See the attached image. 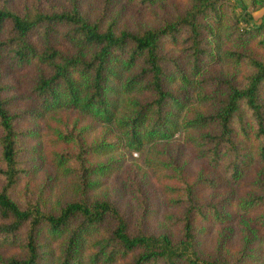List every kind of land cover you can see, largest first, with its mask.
<instances>
[{
	"label": "trees",
	"instance_id": "1",
	"mask_svg": "<svg viewBox=\"0 0 264 264\" xmlns=\"http://www.w3.org/2000/svg\"><path fill=\"white\" fill-rule=\"evenodd\" d=\"M82 1L22 0L15 8L11 0H0V58L37 66L30 90L35 106L23 110L11 108L12 97L6 95L11 86L0 73V247L18 249L0 254V264H226L200 257L195 221L226 223L231 213L217 203H200L197 188L210 180L187 179L157 145L182 133L198 156L223 165L234 180L264 160V59L241 47L254 41L264 48V21L240 27L237 8L247 10L241 1L187 0L183 11L175 8L157 24L133 29L122 23L120 10H113L116 0H102L95 17ZM164 1L128 0L140 8ZM254 3L264 6V0ZM55 37L75 49L61 48ZM169 44L177 55L168 53ZM213 62L245 64L249 73L243 83L212 75L206 66ZM194 98L209 110L190 109ZM61 111H76L92 124L115 128L119 136L89 142L84 136L88 127L75 133L63 126L58 136L74 147L53 152L51 161L74 179L77 196L50 207L29 184L20 189L28 172L24 142L36 134L19 125ZM120 148L150 154L146 161L155 171L173 172L167 178L177 183L166 190L183 213L168 218L181 224L180 241L167 233H147L146 207L132 233L125 213L112 201L91 199L100 177L123 162L94 158ZM263 204L261 193L236 206L248 214ZM258 219L264 226V214Z\"/></svg>",
	"mask_w": 264,
	"mask_h": 264
},
{
	"label": "rangeland",
	"instance_id": "2",
	"mask_svg": "<svg viewBox=\"0 0 264 264\" xmlns=\"http://www.w3.org/2000/svg\"><path fill=\"white\" fill-rule=\"evenodd\" d=\"M63 2L64 0H55ZM239 5L240 1L247 7L243 11L237 8L240 16V27L260 25L264 21V6L256 5L254 0H232ZM15 8H20L22 0H11ZM102 0H83L82 7L89 15L95 17L100 11ZM187 0H166L162 5L140 8L128 0H116L113 10H120L122 23L135 29L152 26L159 22L160 17L167 16L168 12L183 11ZM55 43L67 51L75 48L72 43L55 37ZM171 47L172 45L169 44ZM229 46V45H228ZM169 47L170 55H177V51ZM227 47V46H225ZM244 50L254 53L264 59V48L256 42L241 46ZM229 48V47H227ZM206 71L212 75L233 77L243 83L249 73L245 64L234 62H213L206 66ZM37 72L35 63L18 66L8 59L0 58V73L4 83L11 87L7 96L12 97L11 108L23 110L35 106L30 97L33 86V77ZM222 95V90L209 89ZM264 97V94H263ZM190 109L209 110L196 98L191 102ZM92 125V126H89ZM26 130H33L35 136L28 135L24 142L25 151L22 157L24 166L28 169L20 182V189L30 186L35 193H42L43 199L49 206L57 207L67 200L77 196L74 179L64 174L52 163V153L62 148L70 149L74 144L65 145L58 136L64 127L78 133L84 127V136L87 141L94 140L113 141L118 138L117 130L113 127L92 124L89 118L76 111H61L54 117L48 116L38 119L26 118L19 125ZM64 126V127H63ZM83 132V131H82ZM157 149L165 155L162 157L174 159L183 169L187 179L194 181L199 178L208 179L200 184L196 191V198L200 203H217L219 208L231 213L230 221L226 223L212 220L197 219L195 225L196 249L202 259L219 261L226 264H264V226L258 217L264 214V204L255 208L248 214H241L237 210L239 200L250 195L264 193V160L255 161L240 180L226 172L223 165H214L198 156L195 148L184 137L177 134L170 142H160ZM161 156V155H160ZM150 154L144 156L139 152H129L120 148L113 155L96 157L94 160L107 162L111 159H123L122 165L109 176L100 177V185L90 192L91 199L104 198L112 201L128 218L130 231L137 229V224L143 209L147 210L146 232L149 234H169L174 241L182 239V226L177 220H171L168 215L182 217L183 207L174 206L166 185L176 184L177 181L167 178L173 173L170 170L155 171L146 161ZM0 178V188L2 186ZM14 247H0V254L7 256L17 253ZM124 260L116 264H123Z\"/></svg>",
	"mask_w": 264,
	"mask_h": 264
}]
</instances>
